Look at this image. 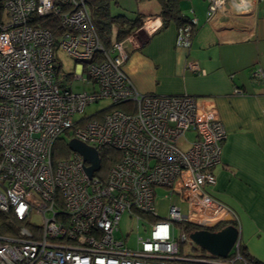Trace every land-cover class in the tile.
Masks as SVG:
<instances>
[{
	"label": "built area",
	"instance_id": "built-area-1",
	"mask_svg": "<svg viewBox=\"0 0 264 264\" xmlns=\"http://www.w3.org/2000/svg\"><path fill=\"white\" fill-rule=\"evenodd\" d=\"M220 2L209 0L207 18ZM3 8L0 264H256L241 255L238 242L226 257L192 255L180 248L188 233L180 227L179 237L173 235L175 224L212 227L235 218L207 190L216 182L212 168L225 139L215 111L193 96L140 93L124 71L128 48L140 45L139 30L159 26L147 20L105 46L89 0H3ZM39 18H50L52 27ZM191 28H178V46L190 45ZM59 53L78 67L73 73ZM188 67L198 71L195 62ZM83 74L92 88L73 91L71 79L83 81ZM254 75L264 77L261 70ZM103 99L107 107L85 114ZM181 138L186 150L178 146ZM71 139L97 150L100 165L90 176L89 163L68 148ZM157 186L176 194L188 213L171 204L168 216L158 217ZM125 212L150 229L134 247L115 237Z\"/></svg>",
	"mask_w": 264,
	"mask_h": 264
},
{
	"label": "crops",
	"instance_id": "crops-1",
	"mask_svg": "<svg viewBox=\"0 0 264 264\" xmlns=\"http://www.w3.org/2000/svg\"><path fill=\"white\" fill-rule=\"evenodd\" d=\"M145 1L137 2V16L159 27L139 30L140 45L128 48L124 71L140 93L193 96L215 111L225 139L207 190L235 219L210 230L232 224L239 246L264 264V77L254 75L264 73V0H220L211 18L209 0H176L195 29L188 47L176 44L175 22L162 26L158 2Z\"/></svg>",
	"mask_w": 264,
	"mask_h": 264
},
{
	"label": "rangeland",
	"instance_id": "rangeland-1",
	"mask_svg": "<svg viewBox=\"0 0 264 264\" xmlns=\"http://www.w3.org/2000/svg\"><path fill=\"white\" fill-rule=\"evenodd\" d=\"M149 1V0H148ZM147 1V2H148ZM146 2V1H145ZM149 2H153L156 4L154 0H150ZM152 4V3H151ZM140 6L134 0H108V12L110 16L117 15H126L128 17H136L140 11ZM157 6V5H156ZM150 8V7H149ZM59 59L63 62V68L69 72L73 73L78 67H76L75 63L63 53H59ZM84 80H75L71 79V88L73 91H89L91 87V83L87 82L85 79L86 76L83 74ZM109 105L108 100H100L96 103H91L86 106L84 112L87 115H91L98 110H101ZM82 116V114H76L74 116L75 119H78ZM185 137L190 138L191 135L189 133L185 134ZM178 146L186 150L189 145L182 140V138L178 142ZM155 213L160 218H165L168 216V209L171 204H177L180 208L181 214L186 215L188 213V207L185 202H181L176 194H169V190L163 186H157L155 188ZM35 224H39V217L34 216L31 219ZM119 228L118 231L115 232V237L118 239L126 238V243L130 247L135 246V241L138 236L145 238L149 234V226L143 224L140 220H137L133 217H129L128 213L125 212L120 216L119 219ZM173 235L175 238H178L181 230L178 224H175L172 229ZM182 251L192 255L205 254L204 250L195 245L192 241H187L182 244L180 247Z\"/></svg>",
	"mask_w": 264,
	"mask_h": 264
},
{
	"label": "trees",
	"instance_id": "trees-1",
	"mask_svg": "<svg viewBox=\"0 0 264 264\" xmlns=\"http://www.w3.org/2000/svg\"><path fill=\"white\" fill-rule=\"evenodd\" d=\"M137 2H142L145 0H134ZM159 4L158 15L162 19V26L169 23L175 22L177 26H185L191 24V21L186 16L181 15V12L178 9L176 0H156ZM89 7L92 16V21L98 32V35L105 46L111 45L115 41H119L125 38L130 33L134 32L141 27L142 22L144 21V16L139 15L135 18H129L124 16H110L108 12V0H89ZM5 18V11L3 8V0H0V23ZM55 21V19H54ZM39 23L44 27H52L50 18H39ZM56 22V21H55ZM55 26V23H54ZM194 27L191 28V37L194 32ZM57 148L62 150V153L59 151L58 155H64L67 152V149L62 141L57 143ZM4 219L5 216H0ZM181 229L185 232L190 233L191 231L198 229L199 227L188 224L180 223ZM241 255L246 258L248 261L259 264L255 259H252L248 255L247 251L243 246L239 247Z\"/></svg>",
	"mask_w": 264,
	"mask_h": 264
},
{
	"label": "water",
	"instance_id": "water-1",
	"mask_svg": "<svg viewBox=\"0 0 264 264\" xmlns=\"http://www.w3.org/2000/svg\"><path fill=\"white\" fill-rule=\"evenodd\" d=\"M67 146L71 151L79 153L89 163V166L85 168L89 176L99 168L100 158L96 149L76 139L69 140ZM227 221L229 220L220 221L216 225L225 224ZM198 227L201 228L189 233V238L195 245L208 252L209 255L226 257L233 245L239 241L238 230L232 224L228 223L217 230H210V227Z\"/></svg>",
	"mask_w": 264,
	"mask_h": 264
}]
</instances>
